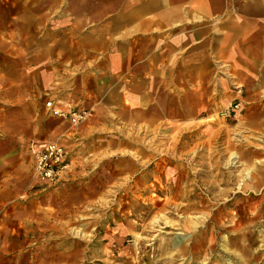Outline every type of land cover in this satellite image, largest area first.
Listing matches in <instances>:
<instances>
[{
    "label": "rangeland",
    "instance_id": "obj_1",
    "mask_svg": "<svg viewBox=\"0 0 264 264\" xmlns=\"http://www.w3.org/2000/svg\"><path fill=\"white\" fill-rule=\"evenodd\" d=\"M139 1L0 0V264H264V85L241 79H259L263 59L248 35L225 42L231 8L153 26L136 43L162 51L154 110L116 107L114 35L130 51ZM191 34L193 49L168 47ZM86 37L97 42H74ZM77 66L84 103L55 107ZM49 140L70 164L43 182L34 158Z\"/></svg>",
    "mask_w": 264,
    "mask_h": 264
},
{
    "label": "crops",
    "instance_id": "obj_2",
    "mask_svg": "<svg viewBox=\"0 0 264 264\" xmlns=\"http://www.w3.org/2000/svg\"><path fill=\"white\" fill-rule=\"evenodd\" d=\"M139 2L141 3V7L134 9L131 15L132 17L137 16L135 32L140 34L135 35L134 32V36H131L133 44L130 47V51L127 50L125 46H122L124 37H128V35H124L123 33H116L114 35L115 41L113 43H115V50L113 51L112 57L115 61L111 63L115 66L116 74L113 78L114 85L110 89L113 93H107L106 98H114L116 107H121L123 104H119V102L122 103V99L127 97L126 99L130 101V109L133 114L139 115L141 111L150 114V111L154 110V103L153 100L151 102L150 97L152 99L154 96L155 86L160 83V76L162 75L160 69L156 68L155 63L157 60H160L162 56L156 60L153 53L154 51H158L159 53L162 51L156 50L158 47L154 49L148 47L146 49L143 44L137 45V37L140 36L141 39L145 38L148 41L153 26H155V28L161 27V25L162 28H165L166 25L170 27L187 24L197 26L203 24L206 18L222 12L225 8L234 10V12L230 14V21L225 25L226 31H228V33H225L228 35L225 42L231 43L230 41L233 39L235 40V36L248 35L245 40L250 41L247 47L253 53L252 56H259L263 59V65L259 62L261 66V70H259V79L255 80L248 74H244L241 79L244 82L256 81L259 82L261 86L264 85V0H141ZM132 23H135V19H133ZM195 35L196 34H191L188 35V37L179 36L175 39L169 37V40H173L169 42L168 47L170 49L177 47V49L181 51L185 48L193 49L194 44L199 40L198 36L196 37ZM88 41L97 42V40L90 37L74 39L77 45H81L86 49L89 47ZM98 46L102 45L99 44ZM199 50L200 49H196V51ZM128 56L130 57L129 61ZM144 58L147 60L144 61ZM76 68L80 70L73 69L70 71L66 79L63 80L62 86L58 88L59 90L56 92L58 96L54 97L56 100L54 101L55 107H60L62 109L69 108V102L75 101L71 98H77L78 102L84 103L82 99L85 92L82 87L86 82L87 70L83 71L84 68L79 66ZM108 68L109 67H104L101 69L100 75L104 74V72L106 73ZM203 71L202 69H196V75L190 79V82L194 85L195 92L199 86L201 87L198 92H204L209 88L207 83L203 82V78L207 77L204 73L207 71V67H205V71ZM211 71L212 70L208 71V78L209 74L212 73ZM75 73H77V76L74 77L72 82L70 78L75 75ZM125 73L129 75L128 81L123 80L125 79ZM105 81H109L107 77H105ZM202 82L206 86H204ZM247 86L249 87L250 84ZM144 91H146V93ZM59 95H61L60 98H58ZM106 103L109 105L107 101ZM145 108H147V111L144 110ZM50 142L57 141L49 140L45 142L39 150ZM64 174L65 171L61 173L60 178Z\"/></svg>",
    "mask_w": 264,
    "mask_h": 264
},
{
    "label": "built area",
    "instance_id": "obj_3",
    "mask_svg": "<svg viewBox=\"0 0 264 264\" xmlns=\"http://www.w3.org/2000/svg\"><path fill=\"white\" fill-rule=\"evenodd\" d=\"M75 124L83 119V112L72 110L66 113ZM70 156L67 148L58 142L47 143L35 157V171L39 180L52 182L58 180L69 166Z\"/></svg>",
    "mask_w": 264,
    "mask_h": 264
},
{
    "label": "bare ground",
    "instance_id": "obj_4",
    "mask_svg": "<svg viewBox=\"0 0 264 264\" xmlns=\"http://www.w3.org/2000/svg\"><path fill=\"white\" fill-rule=\"evenodd\" d=\"M70 164V163H69ZM66 171V170H65ZM58 178H60V176L58 177Z\"/></svg>",
    "mask_w": 264,
    "mask_h": 264
}]
</instances>
